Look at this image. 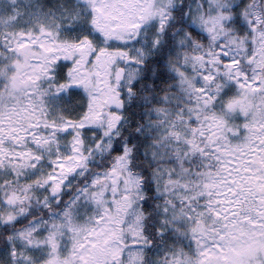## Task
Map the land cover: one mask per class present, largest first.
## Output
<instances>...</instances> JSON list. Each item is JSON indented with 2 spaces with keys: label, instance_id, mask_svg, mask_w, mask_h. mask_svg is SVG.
Here are the masks:
<instances>
[{
  "label": "snow or ice",
  "instance_id": "1",
  "mask_svg": "<svg viewBox=\"0 0 264 264\" xmlns=\"http://www.w3.org/2000/svg\"><path fill=\"white\" fill-rule=\"evenodd\" d=\"M0 264H264V0H0Z\"/></svg>",
  "mask_w": 264,
  "mask_h": 264
}]
</instances>
